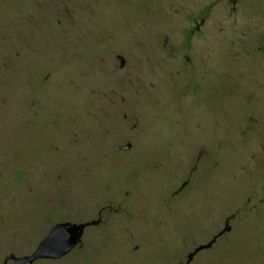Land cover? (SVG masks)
<instances>
[{
  "label": "rangeland",
  "instance_id": "1",
  "mask_svg": "<svg viewBox=\"0 0 264 264\" xmlns=\"http://www.w3.org/2000/svg\"><path fill=\"white\" fill-rule=\"evenodd\" d=\"M134 35L152 40L137 46L100 44ZM118 52L128 56L182 53L200 59V105L189 103L197 98L191 93L182 101L178 87L169 80L151 84L140 73L142 89L157 85L155 100L140 103V115L126 107L105 111L106 84L124 90L125 96L136 91L137 76L119 70ZM253 55H264V0H237L236 5L231 0H0V264L10 253L32 252L46 226L74 214L77 207L69 202L51 209L55 220L48 209L65 200L61 197L78 200L75 194L84 191L72 182L66 189L73 194L65 195V189L53 188L51 183L63 181V169L89 165L86 156L69 151L84 145L82 133L101 128L102 118L124 115L128 128L137 116L153 125L141 136L139 146L135 140L134 148L138 147L129 156L105 163L95 182L96 193L104 185L120 183L126 172L141 175L139 191L152 202L143 204V216L131 223L123 221L134 231L150 227V244L143 247L148 238L129 237L125 244L115 234L107 242L90 232L88 245L85 238L83 246L66 258L35 264H104L112 253L119 256L116 264H160L159 258L177 247L175 235L188 226L189 243L183 245L179 238L177 245L182 243V248L171 252L169 261L175 264L194 243L210 239L208 229H221L225 218L237 210L232 232L200 253L193 264H264V143L234 138L245 116V95L264 101V75L258 78L260 85L248 87L246 81L247 60L256 59ZM194 122L200 129L185 133ZM140 128H130L127 138L134 139L143 131ZM183 137L209 143L200 142V151L206 149L200 160V181L170 212L161 197L167 189V170L180 167L176 155L181 150L175 140ZM167 152L172 154L169 161ZM151 161L163 168L148 169L146 163ZM119 190L117 203L134 211L136 203L126 193L133 189ZM91 195L88 192L87 197ZM156 220L161 224L153 223Z\"/></svg>",
  "mask_w": 264,
  "mask_h": 264
},
{
  "label": "flooded vegetation",
  "instance_id": "2",
  "mask_svg": "<svg viewBox=\"0 0 264 264\" xmlns=\"http://www.w3.org/2000/svg\"><path fill=\"white\" fill-rule=\"evenodd\" d=\"M231 3L233 5H236L237 0H231ZM233 8H235V6ZM204 21H205V17L202 19L203 23ZM136 23L137 20L133 22V24ZM199 29H200V25L197 26V30ZM137 33L136 35L139 34ZM189 33H192V31H190ZM120 39L121 38L117 36L109 39V41L102 40L100 44H103L105 46H117V45L137 46L143 44L146 41L152 40L151 38L146 39L135 35L133 38H129L127 40L126 39L120 40ZM190 41L191 39H188L187 45H189ZM164 46L165 47L169 46L168 40H166ZM185 46L186 44H181V48H184ZM251 57H254L256 59L251 58L247 60V63L250 64V69H248L247 78H246V81L249 80L248 84H250L248 87H252V85L253 86L260 85L259 84L260 81L258 80V78L259 76L264 75V73H262L264 71V64H262L264 62V55L261 56L253 55ZM115 58L119 62L118 68L123 73V75L125 73H131L133 77L137 76V80H136L137 92L133 91L132 96L131 94H127L125 96L126 93L124 90H119L116 87L110 86L109 83L106 84L104 86V90L102 93L103 94L102 100L104 106L103 109H105V111L114 108L117 110L118 109L122 110L126 107L134 110L135 113L137 112L140 115L141 113L139 110V104L143 103V101L151 103L155 100L154 92L158 88L157 85H155L154 89H150L147 91H145L146 88L142 89L141 86H139L138 84L139 83L138 76L140 73L148 77L151 80V84H154V82L155 84L161 83V79L169 80L172 83V85L178 87L182 101H185L186 98L188 97V94L191 93L197 95V98L194 97V99H192L193 101L189 103L200 105V93H202L201 90L203 88V86L200 85V59L192 60L189 55L187 54L183 55L182 53H168L161 56L156 54L140 55L138 53H134L133 55L128 56L122 52H118L115 55ZM256 62H260V63L257 64ZM148 66L151 67L153 71L147 69ZM162 66H164L165 69L157 70ZM254 71L256 72L254 73ZM245 86H247V83ZM140 89H142L141 91L142 92L144 91V93L146 94L141 93ZM250 92L253 91L250 90ZM259 93H257V91L253 92L254 95ZM252 97L253 96L251 95L248 98V95H245V102H244L245 116L241 117L242 120L241 123H239L234 138L238 137L240 141L253 142L255 143V145H257L260 142L264 143V106H263L264 101H263V97L255 96L256 100H254V98L252 99ZM106 114H108V112ZM134 115L136 116V114ZM125 117L126 115H124L122 118L120 117L115 119H111L109 117L102 118V121L99 124L101 128H99L98 130L87 129L86 134L84 133L81 134L82 137L84 138L83 139L84 145L79 146L76 150L75 149L72 151L69 150L70 154L76 155V157L86 156L87 159L89 160V165L87 166L83 165L81 167H71L72 168L71 170L67 168L63 169L64 170L63 181L61 180L62 181L61 183L56 181L54 183H51V185L53 188L65 189L64 194L66 195L67 193H69V195L71 196L73 192L71 190H67L66 188L69 185H71L72 182H75L76 187H80V189H82L84 193L82 192V194H78L77 192V194H75L77 196L76 199L78 200L61 197L64 198L65 200H58V202L55 203L53 207H50V209H48V213L50 215L52 214L51 215L52 220H55L53 219L54 214L53 212H51L52 208L55 207L56 209H58V207L60 208L62 203H67V202L73 203L74 206L77 207L73 209L74 214L63 217L58 221H56L55 223H53L52 225L46 226L45 228L46 233L44 234L42 239L47 236L48 232L51 230V228L54 225L60 222H71L75 224L87 223V225L83 230L81 240L67 255L59 259H40L37 260L36 262L42 260L55 261L66 258L71 253H74L77 249L83 246L85 238L87 241L86 244L88 245L89 243L88 236L90 232L93 233L96 237H101L102 241L109 242L110 236L115 234V235H120L122 242H124L125 244L128 243L127 241L128 237L134 238L136 239V241H139L143 238H148L146 243L143 245V247L150 244V238L152 237L151 228L145 226L143 228L134 231L130 224L132 220H134V218H136L137 216H143V214H141L143 204L147 205L150 202H152V198L149 195H147L146 193L141 194L139 191L141 187L137 179L140 178L141 180V175H139L135 171L130 173L126 172L125 175L121 176L120 183H118L113 187H110L109 185H104L101 188V193L99 194L96 193L98 191L97 190L98 185L95 182L99 174L101 175L103 174L105 163H107L108 160L109 161L123 160L127 156H129V154L140 145L141 136H143L147 132L148 128L153 125V124L150 125L149 120L145 119V117L139 119L140 117L137 116L134 118L133 124L128 128V125L125 123ZM173 120L174 122L178 123V119L174 118ZM137 121L138 123H136ZM54 124L57 123L54 122ZM69 125L70 124L68 123V126ZM68 126L66 128H68ZM136 126L141 127L140 129L143 131L138 133V135L136 136H132L134 137V139L127 138L128 136L127 131L130 130V128L135 129ZM194 129L195 130L200 129L195 122L192 124L189 131H188V127L184 129V131L185 133L188 132V134H190V132H192ZM136 139L139 142V144L136 148H134L135 145L134 142ZM123 140L126 143L120 144L119 142H122ZM175 141L181 150L180 154L176 155L177 159L180 161V167L177 166L175 169L167 170L169 180L167 183V189L163 194V196L161 197L162 205L166 210L170 212L175 211L173 204L177 203L179 199L181 201L183 194H185V192L189 188H191L195 183H197V181H200L199 180L200 160L206 152V149L204 148L200 151V142L209 143L207 141H200V139L197 137L195 138L183 137L179 141L177 140ZM261 149H264V145L261 146ZM54 151L61 152L60 150H54ZM69 151L66 152L68 153ZM165 157L169 161V159L172 157V154L167 152ZM190 157H192L191 165L189 162ZM237 165L238 162L233 170L237 169ZM146 166L150 170L163 168V164L162 165L155 164L152 161L147 162ZM144 180L145 182H147L148 178ZM199 184L200 183H198V185ZM124 186L133 189L132 193L131 191H127L126 193L128 195L130 194V196L132 195L131 200L132 202L136 203V209L134 211H132V208L131 211H129L126 207H123L122 203H117L119 202L117 198L119 192H115V191L122 192V190L119 189H122ZM98 189H100V187ZM88 192L92 193L91 198L87 197ZM249 200H252V197H250ZM239 212L240 211L237 210L234 213L228 215L225 218L223 227L221 229L217 231L216 230L214 231V229L213 230L208 229V237H210V239L205 243H201V244L194 243L192 249L187 251L185 256L183 255V257L178 258L174 263L175 264L186 263L189 260L190 254L194 253L196 249H198L201 245H205L214 238H216V241L213 243L211 247L207 249H203L201 251L200 250L197 251L192 256L189 264H193L195 259L200 255V253L207 250H211L220 238L232 232L233 226L231 222L238 216ZM51 218H48L45 222L49 221V219ZM123 219H125L130 223H127L126 221L124 222ZM153 223H156V225H160L161 221L156 220ZM189 232L190 231L188 230V226H187V229L185 231H182L180 232V234L175 235L176 240L182 238L183 245L184 244L187 245L189 243L188 241ZM196 234L200 235V229ZM42 239L37 243L36 247L42 241ZM176 240L175 242L177 247L167 252L165 257L163 256L160 257L159 258L160 264H170L169 260L171 254L174 252L173 250L176 248H182L183 246L182 243L180 244L181 245L180 247V245H177ZM36 247L34 248V250L36 249ZM134 247L135 250L137 249L139 250L140 244ZM143 247H141L140 251L142 250ZM34 250L32 252H34ZM184 250L187 249L185 248ZM32 252H30L29 254H31ZM10 254H14V253H10ZM29 254H25V255H29ZM16 256H23V255H16ZM118 258H119L118 254L112 253V255L108 258V260L104 264H116ZM36 262H34L33 264H35ZM10 263L15 264L13 261L8 262V264Z\"/></svg>",
  "mask_w": 264,
  "mask_h": 264
},
{
  "label": "water",
  "instance_id": "3",
  "mask_svg": "<svg viewBox=\"0 0 264 264\" xmlns=\"http://www.w3.org/2000/svg\"><path fill=\"white\" fill-rule=\"evenodd\" d=\"M86 225L87 223H57L38 244L34 252L23 256L10 254L5 257L2 264H8L9 261H13L15 264H33L40 259H59L67 255L79 243ZM215 241L216 238L205 245H201L194 253L189 255V260L184 264H189L192 256L197 251L211 247Z\"/></svg>",
  "mask_w": 264,
  "mask_h": 264
}]
</instances>
